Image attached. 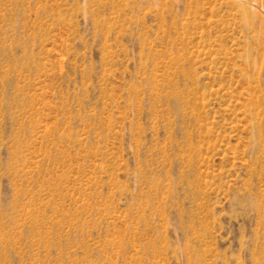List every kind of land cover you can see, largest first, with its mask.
<instances>
[{
	"label": "rangeland",
	"instance_id": "rangeland-1",
	"mask_svg": "<svg viewBox=\"0 0 264 264\" xmlns=\"http://www.w3.org/2000/svg\"><path fill=\"white\" fill-rule=\"evenodd\" d=\"M0 264H264V0H0Z\"/></svg>",
	"mask_w": 264,
	"mask_h": 264
}]
</instances>
